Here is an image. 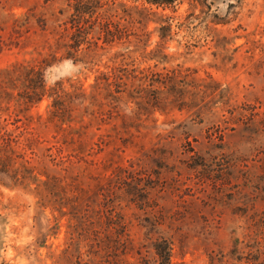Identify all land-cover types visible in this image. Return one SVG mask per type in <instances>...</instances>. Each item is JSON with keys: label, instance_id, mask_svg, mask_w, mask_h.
I'll return each mask as SVG.
<instances>
[{"label": "rangeland", "instance_id": "1", "mask_svg": "<svg viewBox=\"0 0 264 264\" xmlns=\"http://www.w3.org/2000/svg\"><path fill=\"white\" fill-rule=\"evenodd\" d=\"M0 264H264V0H0Z\"/></svg>", "mask_w": 264, "mask_h": 264}, {"label": "trees", "instance_id": "2", "mask_svg": "<svg viewBox=\"0 0 264 264\" xmlns=\"http://www.w3.org/2000/svg\"><path fill=\"white\" fill-rule=\"evenodd\" d=\"M174 0H147L148 3L150 4H156V5H160V4H166V3H171ZM148 10V9H147Z\"/></svg>", "mask_w": 264, "mask_h": 264}]
</instances>
